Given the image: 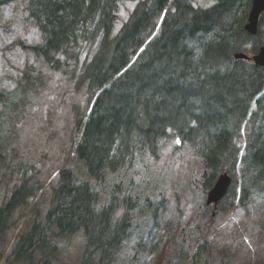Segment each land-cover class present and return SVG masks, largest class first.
Masks as SVG:
<instances>
[{"label":"trees","instance_id":"obj_1","mask_svg":"<svg viewBox=\"0 0 264 264\" xmlns=\"http://www.w3.org/2000/svg\"><path fill=\"white\" fill-rule=\"evenodd\" d=\"M121 1L29 0L28 16L42 41L24 48L53 69L69 72L78 87L86 85L91 98L96 96L86 121L75 117L84 130L74 158L92 180L104 183L110 175L119 181L108 184L105 197L112 191L110 198L98 208L101 192L62 170L43 223L20 235L4 264H58L54 228L61 236L84 231L81 264H115L134 212L153 205L147 190L156 194L149 177L139 192L128 191L123 199L121 185L135 182L134 168L146 163L147 151L156 154L163 140L188 151L196 164L188 180L192 186L195 177L204 193L223 171L232 175L223 209L238 188L242 205L264 192V66L235 59L239 52L254 54L264 46V15L258 33L251 35L246 24L252 0H218L208 9L174 0V10L150 40L170 0L142 1L114 34ZM0 164L1 170L7 166L4 147ZM37 189L25 178L0 205V241L14 212ZM122 203L126 209L113 223ZM194 238L184 237L168 264L203 262L201 253L208 247L194 246ZM3 258L2 252L0 264Z\"/></svg>","mask_w":264,"mask_h":264},{"label":"rangeland","instance_id":"obj_2","mask_svg":"<svg viewBox=\"0 0 264 264\" xmlns=\"http://www.w3.org/2000/svg\"><path fill=\"white\" fill-rule=\"evenodd\" d=\"M139 1L124 0L117 25L125 21ZM192 1L194 5L205 8L217 0ZM40 40L38 30L28 20L26 0L12 4L0 2V147L5 148L7 162V166L0 169V205L24 177L42 185V192L30 201V207L22 208L14 215L15 224H11L5 240L0 242V253L10 251L17 239L18 227L29 230L34 221L43 218L50 204L51 187L58 181L59 170L67 167L82 172L84 169L74 161L72 148L78 139L73 108H85L86 89L76 91L68 76L52 71L24 48V45L38 44ZM2 136L5 141H2ZM162 143L156 154L145 153L146 163L134 168L137 169L135 182L124 183L123 192L134 193V189L139 192L144 179L149 177L150 189L156 187V194L162 193L167 210L161 211L162 217L154 224L150 213H137L136 228L120 252L118 264H131L135 260L143 264H168L179 251L184 233L187 241L195 234L194 245L201 240L200 243L207 241L210 247L203 249V262L199 264H205L207 259L210 264H264V196L255 198L246 208L237 204L226 213L211 209L199 217L203 197L197 190L193 193L186 189H190L187 175L196 172L190 170L196 164L190 162L187 150L175 148L173 140ZM129 169L131 172L132 167ZM146 171L148 174H143ZM124 172L130 173L128 169ZM86 175L85 179L101 192L97 205L100 207L105 202L108 184L119 180L113 181L109 177L104 183H98ZM191 179L196 189V178ZM146 193L156 196L148 190ZM177 197H181L179 207L174 201ZM149 227L151 235L163 236L160 241L154 236L159 242L151 254L147 252L150 248L147 241L144 242L146 248L141 251L138 248L139 240L145 238L138 233L145 235ZM84 238V231L71 237L60 235L56 239L59 246L56 262L80 264ZM170 246L174 249L171 253ZM138 250L140 256L136 259L133 255ZM166 254L169 255L168 260Z\"/></svg>","mask_w":264,"mask_h":264},{"label":"water","instance_id":"obj_3","mask_svg":"<svg viewBox=\"0 0 264 264\" xmlns=\"http://www.w3.org/2000/svg\"><path fill=\"white\" fill-rule=\"evenodd\" d=\"M263 9H264V0H254L253 1V7H252V10L250 13V22L251 23L249 25H247V28L249 31H251L253 33L256 31L257 19H258L260 12ZM238 57L244 58L245 56L244 55H238ZM255 59H256V62L258 64L264 65V49L262 51L261 56L255 58ZM226 187H227L226 180H225V178H222L218 182L216 188L212 191L211 196H210V201H217L218 199H220L223 196V194L226 190Z\"/></svg>","mask_w":264,"mask_h":264}]
</instances>
